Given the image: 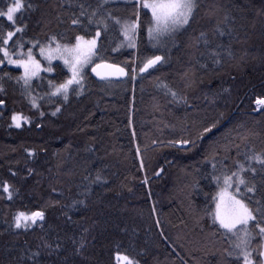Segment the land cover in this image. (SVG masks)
Here are the masks:
<instances>
[{
    "label": "trees",
    "instance_id": "1",
    "mask_svg": "<svg viewBox=\"0 0 264 264\" xmlns=\"http://www.w3.org/2000/svg\"><path fill=\"white\" fill-rule=\"evenodd\" d=\"M80 2L94 8L101 0ZM31 3L33 10L21 21L27 24L24 50L36 40L48 44L55 36L74 43L75 35L85 34L71 24L81 11L74 0ZM198 4L187 30L157 47L147 38L150 13L142 16L138 49L113 52L123 37L111 27L100 39L101 53L105 62L125 67L127 78L97 82L87 69L80 94L71 93L67 101L45 95L52 91L49 81L69 77L60 63L32 82V93L43 97L37 108L16 82L20 69L0 66L5 101L0 106V264H13L25 248L40 251L38 264H116L117 253L139 264H236L226 254L229 240L209 213L217 191L213 177L235 170L237 160L247 163L246 154L264 151V111L255 107L264 98V0ZM106 8L135 19L129 0L108 2ZM88 15L91 9L80 20L91 38L97 21L89 25ZM5 25L0 20V34L8 30ZM217 25L225 32L231 28L232 35L214 36ZM201 32L212 41L208 48L193 46ZM216 43L230 44L233 53L229 57L221 50L219 65L210 59ZM153 54L164 62L140 72L143 59ZM164 85L177 92L176 99ZM57 107L61 111L52 115ZM13 113L30 123L16 128ZM181 140L191 143H170ZM245 175L258 189L264 187V173ZM5 182L14 191L11 201L2 192ZM18 211H42L45 218L17 230L12 224ZM57 241L61 247L51 254L37 248L47 242L54 249Z\"/></svg>",
    "mask_w": 264,
    "mask_h": 264
},
{
    "label": "snow or ice",
    "instance_id": "2",
    "mask_svg": "<svg viewBox=\"0 0 264 264\" xmlns=\"http://www.w3.org/2000/svg\"><path fill=\"white\" fill-rule=\"evenodd\" d=\"M129 2L134 7V12L132 13L135 17L134 20L131 17L121 18L115 16L106 8L108 0H101L94 8L91 4L86 8L83 2L74 0V3L77 4L81 11L79 16L73 14L74 18L71 19V24L73 27H83L85 34L75 35L74 43L71 40L61 42L55 36L49 38L47 45H43L36 40L33 42L32 47L27 48L25 52L26 41L24 40V35L27 24L21 21L26 13L33 10L34 6L31 0H0V20H6L7 25L5 27L8 28L6 32L0 34V65L7 61L9 65H14L23 70L22 75L15 78L16 82L21 86L23 92L31 97L32 107L37 108V99H43V97L32 96V82L34 79L41 78L40 73L42 71L51 72L53 70V60H61L68 69L70 76L58 84H53L52 81H49V87L52 91L45 95L49 96V98L62 97L67 101L71 93L80 94L78 90L84 87L86 79L85 69L88 66H91L92 72L102 80L128 75L125 67L117 63L105 62L103 59L100 39L104 33L110 31L111 27L117 28L118 35L123 37L117 47L112 49L113 52L119 51L125 44L128 48L138 49L139 37L144 27L142 16L146 17L150 13V19L147 20V38L153 47H157L165 38L174 37L177 33L186 31L195 18L199 7L198 0H129ZM89 9H91V15L86 17L88 24H92L95 18L97 30L95 36L86 38L88 28L82 24L80 17L86 16ZM144 10L147 11L145 12ZM224 20L226 22L228 17L225 16ZM232 31L229 28L225 32L217 25L213 35L215 36L218 33L219 36H231ZM200 43H203L206 48L211 45L212 41L208 39L206 32H201L195 38L193 46L198 48ZM36 47H39L40 57L47 61V68L42 67V61L34 55L33 50ZM221 50L227 56H233L230 44L216 43L215 48L210 49V59L213 65L221 63ZM94 58L100 59L101 62L95 63ZM164 59L161 55L146 56L139 71L143 73L149 69H154L157 65L164 62ZM200 66L206 67L204 64ZM135 71L136 69L132 68L133 80L136 79ZM4 75L7 76L8 73ZM185 76H187V73H185ZM164 87L167 89L166 94L170 93L173 99H176L177 92L168 88L167 85H164ZM0 91H3L2 87H0ZM224 91H228V89H224ZM255 103L257 106L256 110L264 111V98L257 99ZM4 105L5 101L0 99V106ZM59 111L61 109L57 107L52 115H56ZM41 116H43V113H41ZM11 121L16 128H20L22 123H30L27 117L19 113H13ZM207 131H210V129L205 128V132ZM170 143L189 144L191 142L181 140ZM28 154L29 156L33 155L31 151ZM137 155H139V149H137ZM245 158L247 163L237 160L234 162L235 170L230 169L224 172L222 176L213 177L220 190L212 198L215 203V210L214 213H209V215L212 216L213 224L218 225L219 229L223 230L222 234L229 240L232 250H226L228 257H235L236 264H264V187L258 189L256 183L249 181L245 175V173H251L255 176L258 170L264 173V151L246 154ZM256 165L259 166V169ZM215 168L216 165L213 164V169L215 170ZM12 174L15 175V173ZM96 180H101V177L97 175ZM221 180L223 187H220ZM261 184L264 185V179H262ZM230 189H234V191H229ZM258 190L261 192L260 198L256 197ZM85 191H90V188H86ZM2 192L6 194L9 201L13 199L14 191L7 182L3 183ZM79 203H83V201ZM44 218L45 214L42 211L31 213L18 211L13 217L12 227L17 230H27L32 225H35L37 221H43ZM73 243H75L74 240ZM40 247L49 249V254H51L52 251H58L61 245L57 241L53 249L51 244L45 242L42 246H37L38 249ZM83 247L84 244L81 243L76 249L77 253H80ZM39 256V250L33 251L30 248H25L14 259L13 264H30V262L31 264H38L37 258ZM115 259L117 264H139L138 260L119 253L116 254Z\"/></svg>",
    "mask_w": 264,
    "mask_h": 264
},
{
    "label": "rangeland",
    "instance_id": "3",
    "mask_svg": "<svg viewBox=\"0 0 264 264\" xmlns=\"http://www.w3.org/2000/svg\"><path fill=\"white\" fill-rule=\"evenodd\" d=\"M112 1H117V0H108V2H112ZM43 45H47V44H43ZM54 46V45H53ZM31 47H32V45H31ZM125 47H127V45L125 44ZM25 52L27 51V50H24ZM34 55L36 56V58L37 59H39V60H41L42 61V67H44V68H47L48 67V63H47V61L46 60H43V58L42 57H40V55H39V47H37L36 49L34 48ZM95 59V63H97L96 62V58H94ZM54 63H60L61 65H63L64 66V68L67 70V72H68V69L65 67V65L63 64V62L61 61V60H53L52 61V64H54ZM3 65H6L7 67H10V68H14V69H19V68H17L16 66H14V65H9L8 63H7V61H5L4 62V64ZM0 66H2V65H0ZM91 68V66H88L86 69H85V72L87 71V69H90ZM20 71H21V75H22V72H23V70L22 69H20ZM41 73H46V74H50L51 72H48V71H42ZM41 73H40V75H41ZM69 73V72H68ZM69 76H70V73H69ZM35 80V79H34ZM31 94H32V96H34V97H42V96H36V95H34L33 93H32V91H31ZM28 98L30 99V101H31V97H29L28 96ZM38 100L39 99H37V103H38ZM255 107H257V106H255ZM215 176H222V174L220 175H215ZM214 182H215V186H216V189H217V191H216V194L219 192V190H220V188H218L217 187V183H216V181L214 180ZM220 187H223V183H222V180H221V185H220ZM229 191H234V189H230ZM214 210H215V203H214V205H213V212L212 213H214ZM218 226V225H217ZM232 250V249H231ZM115 257H116V255H115ZM115 262H116V259H115ZM116 264H117V262H116Z\"/></svg>",
    "mask_w": 264,
    "mask_h": 264
},
{
    "label": "water",
    "instance_id": "4",
    "mask_svg": "<svg viewBox=\"0 0 264 264\" xmlns=\"http://www.w3.org/2000/svg\"><path fill=\"white\" fill-rule=\"evenodd\" d=\"M98 63H100V62H98ZM126 70V69H125ZM150 70V69H149ZM148 70V71H149ZM126 72L128 73V71L126 70ZM147 73V72H146ZM89 74H90V76L95 80V81H97V82H108V81H112V82H116V81H122V80H125L126 78H127V76L128 75H126V76H121V77H111V78H108V79H104V80H102V79H100L98 76H96L93 72H92V70H91V68L89 69ZM39 129V128H38Z\"/></svg>",
    "mask_w": 264,
    "mask_h": 264
}]
</instances>
